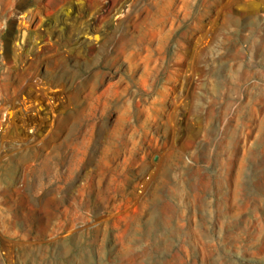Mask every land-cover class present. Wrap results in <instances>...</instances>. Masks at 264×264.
<instances>
[{"label": "rangeland", "instance_id": "rangeland-1", "mask_svg": "<svg viewBox=\"0 0 264 264\" xmlns=\"http://www.w3.org/2000/svg\"><path fill=\"white\" fill-rule=\"evenodd\" d=\"M0 264H264V0H0Z\"/></svg>", "mask_w": 264, "mask_h": 264}]
</instances>
